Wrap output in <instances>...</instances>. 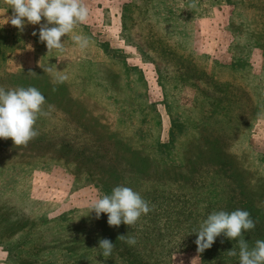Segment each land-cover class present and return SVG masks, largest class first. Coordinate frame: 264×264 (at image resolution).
<instances>
[{"label":"rangeland","instance_id":"obj_1","mask_svg":"<svg viewBox=\"0 0 264 264\" xmlns=\"http://www.w3.org/2000/svg\"><path fill=\"white\" fill-rule=\"evenodd\" d=\"M85 4L48 52L0 0V87L37 88L47 113L26 145L0 138V264H239V239L264 240V0ZM119 185L152 210L110 227L90 206ZM237 209L255 227L198 253L192 232Z\"/></svg>","mask_w":264,"mask_h":264},{"label":"clouds","instance_id":"obj_2","mask_svg":"<svg viewBox=\"0 0 264 264\" xmlns=\"http://www.w3.org/2000/svg\"><path fill=\"white\" fill-rule=\"evenodd\" d=\"M5 3L13 11V15L8 18L13 26L22 31L25 18L30 24L40 25L39 40L46 44L48 52L52 49L63 50L61 38L71 33L78 23L86 22L89 17L85 0H5ZM42 18L46 22L41 23ZM32 35L36 36L37 32L33 31ZM72 40L80 49H85L89 44L88 38L82 35H74ZM48 71L51 72L52 69ZM66 78L58 75L56 81L62 83ZM44 103V95L35 87L9 90L0 87V138H11L15 145H26L38 136L39 133L33 126L39 115L47 114L42 111ZM151 210L140 193L123 185L114 187L110 195L98 197L90 206V212L94 211L97 219L102 213L107 214L110 227H118L121 223L134 225L142 214L146 215ZM254 227L255 222L246 210L237 209L230 213L213 211L192 233L197 236V252L202 253L221 234L228 239L237 240L244 231ZM117 239L129 245L136 244L135 238L127 235H120ZM98 244L103 257L110 256L115 246L107 238L99 239ZM238 245L239 264H264V240H256L250 248L247 240L239 239ZM227 253L230 256L237 255L233 248Z\"/></svg>","mask_w":264,"mask_h":264}]
</instances>
